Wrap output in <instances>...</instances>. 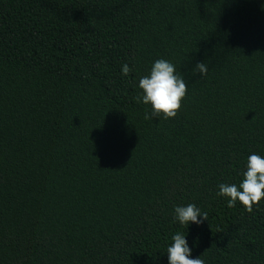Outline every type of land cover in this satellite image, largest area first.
<instances>
[{
    "label": "trees",
    "instance_id": "16d2710c",
    "mask_svg": "<svg viewBox=\"0 0 264 264\" xmlns=\"http://www.w3.org/2000/svg\"><path fill=\"white\" fill-rule=\"evenodd\" d=\"M161 58L188 88L146 120ZM253 152L264 0H0V264H168L176 232L205 264H264V199L217 195ZM189 203L202 225L173 220Z\"/></svg>",
    "mask_w": 264,
    "mask_h": 264
},
{
    "label": "clouds",
    "instance_id": "9594fccd",
    "mask_svg": "<svg viewBox=\"0 0 264 264\" xmlns=\"http://www.w3.org/2000/svg\"><path fill=\"white\" fill-rule=\"evenodd\" d=\"M192 71L203 77L208 72V67L203 62H196ZM129 72V65L123 64L121 74L127 76ZM137 86L141 90L138 99L151 107V112L145 113L146 120L161 116L164 119L175 117L188 88L183 76L177 74L175 65L163 58L152 63L149 73L139 78ZM241 175L242 179L238 184L220 183L217 195L226 198L228 207L239 202L251 212L253 205L264 199V156L251 153ZM173 220L181 225L200 226L208 220V213L189 203L174 207ZM166 252L168 264H205L200 256L192 257V247L184 232H176L171 236Z\"/></svg>",
    "mask_w": 264,
    "mask_h": 264
}]
</instances>
